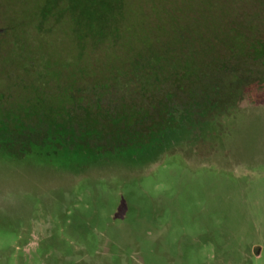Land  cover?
<instances>
[{"label":"rangeland","instance_id":"rangeland-1","mask_svg":"<svg viewBox=\"0 0 264 264\" xmlns=\"http://www.w3.org/2000/svg\"><path fill=\"white\" fill-rule=\"evenodd\" d=\"M105 1L100 15L102 0H0V102L40 94L46 105H92L96 87L148 86L157 69L136 84L129 65L158 54L176 21L183 50L215 47L204 63L228 67L192 69L186 82L212 88V127L200 132L201 99L181 94L109 165L84 163L70 145L47 158L0 151V264H264V51L253 53L264 45V0H241L230 24L232 6L223 22L201 19L209 0ZM156 140L170 145L156 154Z\"/></svg>","mask_w":264,"mask_h":264},{"label":"trees","instance_id":"trees-1","mask_svg":"<svg viewBox=\"0 0 264 264\" xmlns=\"http://www.w3.org/2000/svg\"><path fill=\"white\" fill-rule=\"evenodd\" d=\"M209 1L212 8L208 9V11L215 13L210 15L207 11L201 17L202 20H207L210 23L223 22L224 14L221 10L223 7L226 10L231 6L235 12L227 17L230 19L229 24L233 19H237L236 12L238 13V9L235 8V5L241 6V0H226L227 3L225 2V4L222 0ZM102 2L98 3L99 9L96 8L100 15H104L109 8V3L105 0H102ZM199 2L201 3V0ZM262 2L263 0H261ZM96 11L93 17L96 16ZM218 19L221 20L218 21ZM91 21L94 20L91 19ZM169 25L175 38L169 39L170 42L165 41L163 44L159 42L158 54L141 58V60L131 62V65H129L130 69L135 70H133L130 81L136 82V84L143 80L140 75L143 69H157L149 73L146 72V78L150 76L145 80L148 86L140 87L135 85L126 92L124 90L114 91L108 86L96 87V95L93 96V100L85 97L87 100L92 101V105L84 102L79 104L46 105L41 101L42 97L40 94L36 95L35 102L27 100L17 106L0 102V151L9 155L34 153V155H41L43 158H47L50 154L55 155L58 152L62 156L67 145H70L72 149L70 152L74 153V157L81 158L84 163L89 161L90 157L96 156L100 160L99 162L96 161V166L109 165L111 162L116 161L112 157L113 155L117 157V155L122 153V150L145 140V138H139L140 132L145 128V123L147 124L146 126L152 123L151 127L157 130L156 127L162 123V116L160 115L164 113H160L158 108L163 106L168 111L171 108L169 104L171 99L175 96L179 97L181 94V97L183 95L186 97H200L201 102H198L195 108L202 111L201 115L204 118L199 121L198 128L207 124L206 131L201 132L200 128V132L202 134L208 133V128L212 127L210 123H213V120L208 116L210 112L208 107L210 105L207 102L209 101L210 92H213L212 88L202 87L200 90L193 91L186 85L188 81L190 83L194 78L195 74L192 69H220L221 65L217 63L209 65L204 63L202 59V54L206 48L208 51L216 48H210L205 45L206 47H202V49L183 50L179 45L178 37L181 31L177 29V22L174 21ZM233 25L236 24L233 23ZM109 26L108 22L100 24L101 35L107 34ZM215 27L213 25V33L215 35L222 32L225 34L221 25L218 28ZM90 28L95 29L96 26H91ZM115 33H118V29H115ZM235 35H238V32ZM236 40V43H238L240 38L237 36ZM236 40L227 38L223 41L233 43ZM232 45L235 46L233 43L230 48H232ZM263 46L259 42L253 53L257 54L259 52L261 55V52L264 51ZM225 67L228 68L223 64L221 69ZM159 69H171V73L169 72L168 75H165L160 73ZM176 69H185V71L179 74ZM206 78L208 79L209 77L207 75L200 76V80ZM215 81L217 82L216 79ZM248 88L246 87V89ZM68 95L70 100H74L76 97L73 92ZM93 107L96 108V118H93ZM191 107H194V105H191ZM168 115L169 113H165L163 117ZM108 130H111L110 133L115 134L108 135L109 132L106 133ZM124 132L128 133L129 136L126 134L124 137L122 135ZM118 133L122 134L119 135ZM158 141H153L155 145L152 148L158 147L156 154H161L170 144L162 147V145L160 146L162 143ZM50 149L53 152L50 153Z\"/></svg>","mask_w":264,"mask_h":264}]
</instances>
